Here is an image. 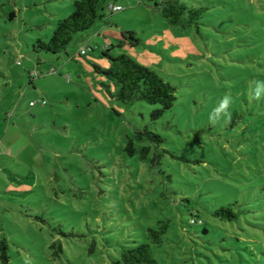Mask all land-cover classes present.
<instances>
[{
	"label": "rangeland",
	"instance_id": "obj_1",
	"mask_svg": "<svg viewBox=\"0 0 264 264\" xmlns=\"http://www.w3.org/2000/svg\"><path fill=\"white\" fill-rule=\"evenodd\" d=\"M74 1L0 0L8 264H110L140 243L159 264H264V99L252 98L264 81V0H178L202 10L186 30L155 10L160 0H109L122 10L65 52L35 51ZM126 32L139 44L120 45ZM106 51L156 72L174 88L173 107L152 121L157 105L112 98L94 70L109 66ZM226 94L231 120L213 124ZM144 130L164 142L140 138ZM163 223L154 244L148 231Z\"/></svg>",
	"mask_w": 264,
	"mask_h": 264
},
{
	"label": "trees",
	"instance_id": "obj_2",
	"mask_svg": "<svg viewBox=\"0 0 264 264\" xmlns=\"http://www.w3.org/2000/svg\"><path fill=\"white\" fill-rule=\"evenodd\" d=\"M110 3L109 0H75L73 3V12L65 19L59 20L56 24L50 39L43 41L38 39L33 48L35 51L45 52L56 55L65 52L66 47L72 42L74 36L90 30L98 21L106 17ZM155 10H159L163 18L171 26L182 30L195 25L198 28V20L202 15V10L189 9L178 0H160L154 4ZM111 13V12H110ZM108 22V20H105ZM133 33H122V42L131 39L130 46L139 44ZM109 61L108 67L95 65L94 70L97 74L103 75L114 88L112 98L122 104H131L133 102H145L149 105H157L158 108L151 113L152 121H155L169 111L176 99L174 88L164 82L156 72L139 65L132 58L121 54L111 56L103 53ZM32 105V103H30ZM141 138L145 136L156 146L163 143L164 139L152 132L144 130L139 132ZM126 153L131 157L135 150L133 143L127 139ZM148 148L141 150V157L144 158ZM223 212V211H222ZM167 225L162 224L157 230L149 229V238L154 244H159L162 235L166 231ZM4 241L0 244L1 264H8L9 257L6 253ZM110 264H159L150 254L148 244L140 243L135 246L121 247L118 257L114 258Z\"/></svg>",
	"mask_w": 264,
	"mask_h": 264
},
{
	"label": "clouds",
	"instance_id": "obj_3",
	"mask_svg": "<svg viewBox=\"0 0 264 264\" xmlns=\"http://www.w3.org/2000/svg\"><path fill=\"white\" fill-rule=\"evenodd\" d=\"M255 86V89L252 91V98L255 100L264 99V81H256ZM230 101L231 97L226 94L220 101L219 105L213 109L209 116V119L213 124L218 123L221 119L226 122L231 120V113L228 112Z\"/></svg>",
	"mask_w": 264,
	"mask_h": 264
},
{
	"label": "built area",
	"instance_id": "obj_4",
	"mask_svg": "<svg viewBox=\"0 0 264 264\" xmlns=\"http://www.w3.org/2000/svg\"><path fill=\"white\" fill-rule=\"evenodd\" d=\"M108 10L111 12V13H117L119 11L122 10V8L119 6V5H115V4H110L109 7H108ZM80 55H85V50H81L79 52ZM44 103V102H43ZM31 105V104H30Z\"/></svg>",
	"mask_w": 264,
	"mask_h": 264
},
{
	"label": "crops",
	"instance_id": "obj_5",
	"mask_svg": "<svg viewBox=\"0 0 264 264\" xmlns=\"http://www.w3.org/2000/svg\"><path fill=\"white\" fill-rule=\"evenodd\" d=\"M31 103V102H30ZM30 103H29V105H30Z\"/></svg>",
	"mask_w": 264,
	"mask_h": 264
}]
</instances>
